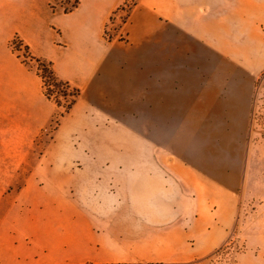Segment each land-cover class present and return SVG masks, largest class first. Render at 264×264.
<instances>
[{"label":"crops","instance_id":"crops-1","mask_svg":"<svg viewBox=\"0 0 264 264\" xmlns=\"http://www.w3.org/2000/svg\"><path fill=\"white\" fill-rule=\"evenodd\" d=\"M49 1H0L11 18L0 29L6 23L12 30L0 41V264H189L211 255L233 231L239 204L233 201L236 190L228 188L217 190L226 200L212 208L197 193L185 195L193 173L166 137L176 113L182 116L189 104L186 75L174 79L164 68L160 72L157 58L129 55L125 46L135 44L130 33L124 47L104 45L106 23L120 0H80L69 14L48 10ZM15 34L83 93L32 168L34 146L55 105L8 49ZM60 39L66 46L57 44ZM126 96L141 104L134 112L151 113V132L159 136V127H166L165 138L148 153L121 148L124 161L115 171L107 164L93 167V161H110V138L96 134L126 122ZM143 97H149L147 107ZM69 154L80 162L79 170L61 169L59 160ZM80 172L119 175L118 199H108L106 208L97 200L82 203L76 194ZM170 176L177 181L173 189L165 185Z\"/></svg>","mask_w":264,"mask_h":264},{"label":"rangeland","instance_id":"rangeland-1","mask_svg":"<svg viewBox=\"0 0 264 264\" xmlns=\"http://www.w3.org/2000/svg\"><path fill=\"white\" fill-rule=\"evenodd\" d=\"M27 1L30 0H15V3L23 6ZM79 4L80 0H52L46 7L69 14ZM136 6L140 9L135 11ZM117 8L106 23L104 45L109 47L116 43L124 47L130 33L135 44L125 46L129 55L142 56L144 60L153 57V61L157 58L160 72L164 68L174 79L186 75L182 82L189 91V104H185L182 116L176 113L173 128L166 137L172 145V153L193 173L185 183V195L197 193L203 205L212 208L215 202L221 205L226 200L219 197L218 189L236 190V194H232L233 201L239 204V212L228 239L211 255L189 264H264V0H120ZM10 19L6 6H0V22ZM3 25L1 42L12 33L6 23ZM60 32L57 30L58 34ZM17 36L24 41L15 34L8 42V49L23 74L37 79L44 94L42 80L37 75L38 63L31 55L51 60L37 55L32 48L30 51L24 47L12 49L11 43ZM57 44L66 46L63 40ZM116 54L124 55V51L117 50ZM174 79L173 87L178 82ZM82 96L83 93L78 101ZM44 97L47 98L45 94ZM143 99L147 107L149 97ZM125 100L130 111L123 118L126 122L96 134L110 138L111 144L105 150L110 161H93V167L107 164L108 169L115 171L124 161L118 155L121 148L126 152L132 148L148 153L165 138L163 129L166 127H159V136L151 132V124L147 125L152 119L151 113L134 112V107L141 104L134 103L132 96H126ZM73 109L67 114L64 107L55 105L37 138L31 168L38 153L52 144ZM97 110L102 112L100 108ZM67 156L59 160L61 169L70 172L77 167L79 170L80 162L70 154ZM51 164L49 161L46 166L50 170ZM25 177L16 176V179ZM170 179L165 180V185L173 189L177 181L172 176ZM118 187L119 175L93 177L80 172L77 199L86 204L97 200L106 208L108 199H118L115 194ZM182 189L180 185L181 194ZM216 215L221 213L217 210Z\"/></svg>","mask_w":264,"mask_h":264},{"label":"trees","instance_id":"trees-1","mask_svg":"<svg viewBox=\"0 0 264 264\" xmlns=\"http://www.w3.org/2000/svg\"><path fill=\"white\" fill-rule=\"evenodd\" d=\"M77 8L78 6H75L74 10ZM11 47L16 50H22L24 47L26 51H30V47L18 36L16 40L12 41ZM31 58L38 63L37 75L42 80L45 96L53 101L56 106L64 107L66 109L65 113L69 114L81 98L82 91L59 76L51 61L34 56L32 57V55ZM63 101H66L67 105H63Z\"/></svg>","mask_w":264,"mask_h":264}]
</instances>
